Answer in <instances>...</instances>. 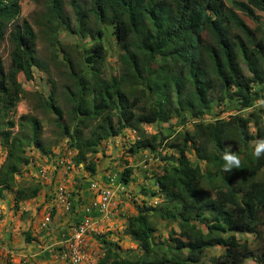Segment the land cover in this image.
<instances>
[{"label": "trees", "instance_id": "1", "mask_svg": "<svg viewBox=\"0 0 264 264\" xmlns=\"http://www.w3.org/2000/svg\"><path fill=\"white\" fill-rule=\"evenodd\" d=\"M22 1L0 0V49ZM70 4L75 27L62 0H49L39 24L48 35L62 30L80 38L91 32L89 16L112 26L119 72H108L101 29L88 54L73 57L65 46L54 47L47 61L38 57L30 23L13 26L9 68L0 56V143L6 150L0 199L12 192L18 206L42 190L40 181L21 182L18 175L31 163L29 148L53 156L42 138L43 123L29 114L10 117L29 94L19 76L33 81L35 69L49 74L53 66L65 81L62 93L53 78L50 94L36 95L74 153L67 168H84L94 177L102 144L132 130L137 138L129 155L149 153L144 171L152 172L162 198L155 206H137L126 220L125 235L138 244L137 252L126 254L111 233L94 236L104 253L100 264H200L214 247L224 251L210 264H245L249 258L264 264V158L252 155L250 143L264 138V108L256 107L264 100V32L255 22L257 11L264 14V0H236L234 7L224 0H89L88 9L77 0ZM214 104L228 108L217 112ZM174 118L169 135L144 129ZM228 145L242 165L224 173L221 155ZM152 159L156 169L149 167ZM132 175L126 167L119 183L128 185ZM91 182L96 180L89 188ZM159 222L176 224L179 233L156 241ZM238 235H251L253 243Z\"/></svg>", "mask_w": 264, "mask_h": 264}, {"label": "crops", "instance_id": "2", "mask_svg": "<svg viewBox=\"0 0 264 264\" xmlns=\"http://www.w3.org/2000/svg\"><path fill=\"white\" fill-rule=\"evenodd\" d=\"M120 140V137H116L102 144L101 152L98 154L101 159L97 160L98 169L94 177L84 168L71 170L67 168L65 171L71 160L64 159L63 165L66 167L64 166L63 172L61 170L53 179L44 183L37 197L18 206L12 192H7L5 198L0 199V264H12L10 258H13V264H63L55 260L58 256L54 254L63 251L62 247L72 236L75 228L82 223L90 225L94 232L111 233L110 239L120 243L118 238L120 234L112 231L117 227V221L123 223L125 229L127 218L136 214L137 206L144 202L154 206L162 202L157 192L156 179L150 178L144 171L147 170L145 161L149 153L142 152L129 158L135 161L129 164L133 169L132 181L128 185L120 183L113 187L115 198L110 214L100 215L95 209L94 193L88 182L96 180L99 184H108L106 181L109 176L112 177L113 171L111 169L106 172L103 169L110 165V160L114 156L109 158L106 156L118 154L120 149L115 152L112 145L113 142L119 144ZM113 164L116 162L111 163V166ZM60 188L65 194L64 197L58 195L57 190ZM47 209L53 211V221L47 227H43V215ZM97 246L102 249L100 244ZM93 260L94 258L90 259L89 264H94Z\"/></svg>", "mask_w": 264, "mask_h": 264}, {"label": "rangeland", "instance_id": "3", "mask_svg": "<svg viewBox=\"0 0 264 264\" xmlns=\"http://www.w3.org/2000/svg\"><path fill=\"white\" fill-rule=\"evenodd\" d=\"M63 1V10L66 11L68 15L71 16L73 22L72 26H76L75 16H74V10L73 7H71L70 0H62ZM78 4H80L82 7H85V9H88L89 6V0H77ZM226 5L228 7H234L233 2L236 0H224ZM237 1H246V0H237ZM48 5L49 0H23L21 3V14L18 18L14 19V21L8 25L7 32H6V40L2 43L1 49H0V56L3 58L4 64L6 68H9L10 66V54L12 50V44L9 40V34L12 30L14 25H20L24 21H28L30 25L33 27V30L35 31L37 41H36V50L38 57L42 60L49 61V58L51 57V53L54 50V47H57L58 49H61V47L65 46L68 51L71 53L73 57H80V54L84 52L85 54H88L91 50L92 46L98 42V30H102L104 32V36L102 38V41L105 44L106 50H107V63H108V72L111 75H116L119 72V65H118V46H117V39L114 34V29L110 25H103L100 26L93 16H89L86 20L89 27L91 28V32L86 35L85 38H80L78 36H72L64 31H60L58 35H48L45 27H43L41 24H39V21H41V15L48 11ZM88 11V10H87ZM240 14V13H239ZM242 18H245V21L248 26L252 27V23L249 19L244 17L242 14H240ZM257 20L255 22L259 23L262 26V31L264 32V14L257 11L256 13ZM258 37L259 35L256 34ZM60 52V50H59ZM61 53V52H60ZM62 58V55H60ZM51 73L47 74L44 73L38 69H35V78L33 81H27L23 74L19 76L20 81L22 82L25 90L29 92L27 96H25L22 101L18 104L16 111L11 115V119H14L15 121H18L19 117L21 115H32L33 117L38 118L44 126L42 138L45 141V143L48 146H51L53 151V157L57 155H62L64 159L71 158L74 154L71 150H68L67 146V140L61 139L58 133V129L56 128L54 124V117L48 113L47 111H44L43 109H40L38 107V97L36 94H40L43 97H47L50 94L52 83L50 82V79H55L59 84V92L62 93L63 91V85L65 81L62 80V78L59 75V72L57 69H55L53 66H50ZM215 111L219 112L221 110H224L228 107L225 106H219L214 104ZM227 115V114H225ZM177 119H173L170 123H164L160 125H145L144 129L147 134H155L160 133L163 135H169L171 134L176 127ZM15 132L18 131V127L14 129ZM252 131H255L254 128H252ZM137 138L136 132L132 130H126L123 134V136L120 137V143L113 142V149L116 152L118 149V154L113 155H107L106 157L114 156L113 159L110 160V165H106V167L103 169V171L109 172V170L112 169V177L114 179L115 186L119 185V179L120 175L124 172V169L126 167H129L130 163H135V161L130 160L131 157L129 155V151L131 148V145L135 142ZM60 153V154H59ZM6 156V150L0 143V166L5 160ZM28 156L31 159V163L24 167L18 175L19 180L18 181H26V180H38V169L40 166H44L49 168L48 170V176L47 178L42 182L40 180L42 185L46 183L49 179H53L55 174L60 172H63V168L65 165L61 162H57L55 158L51 160L49 157H45L41 155L39 150L36 148H29L28 149ZM100 155H97V160L99 161L101 158ZM105 156L103 157L104 161ZM113 166H111V163H115ZM158 161L149 160V167H152V169H156V164ZM55 165L57 167L56 170H54ZM136 165V164H134ZM66 167V166H65ZM67 171V167L65 169ZM69 173V172H68ZM116 173V174H115ZM152 174V172H150ZM67 174V173H66ZM114 174V175H113ZM149 174V175H151ZM109 181V180H108ZM106 181V182H108ZM50 209V208H49ZM47 209V212L50 210ZM44 213V215H45ZM43 215V217H44ZM117 227L112 230L114 233H119L120 236V243L122 245V248L124 252L130 253V252H137L138 251V244L134 242L129 236L125 235V229H123V223L120 221L116 222ZM49 228V227H48ZM44 229V228H43ZM42 229V231H43ZM124 230V233H123ZM171 231H176V233H179V229L176 224H169L166 222H159L158 223V230L155 233V240L156 241H162V242H168L169 236L171 235ZM102 233V234H99ZM174 235L175 237H178V235ZM95 235H103V232H92L89 233L88 239L90 242V251L88 252L89 255L84 261L83 264H89V260L94 258L93 262L94 264H100V261L103 257V249H99V246H97V242L94 240ZM240 239H244L248 237L250 242L253 243V237L251 235H238ZM60 247V246H54ZM102 250V251H101ZM224 251L221 247H214L212 248L208 256L204 258L200 264H210V257L211 256H218ZM62 252L55 253L54 255H57V259L59 262H63L64 260L61 258ZM96 252V253H95ZM10 263L13 264L12 260L13 258H10ZM7 260L6 262L9 263ZM68 264V263H65ZM245 264H258L257 261L254 258H249L245 261Z\"/></svg>", "mask_w": 264, "mask_h": 264}, {"label": "built area", "instance_id": "4", "mask_svg": "<svg viewBox=\"0 0 264 264\" xmlns=\"http://www.w3.org/2000/svg\"><path fill=\"white\" fill-rule=\"evenodd\" d=\"M57 161V160H56ZM59 162L64 163L63 160ZM57 167L55 165L54 170ZM49 168L40 166L38 169V180L44 181L48 176ZM114 179H110L107 185L99 184L98 182H91L90 189L94 193V207L100 215H108L111 212L112 205L114 203L115 192H114ZM58 195L64 197V192L60 188L57 190ZM53 211L45 213L43 218V227H47L53 221ZM92 232L90 225L82 223L78 225L72 236L67 240L64 245L61 258L68 264H83L89 255L90 242L88 239L89 233Z\"/></svg>", "mask_w": 264, "mask_h": 264}, {"label": "clouds", "instance_id": "5", "mask_svg": "<svg viewBox=\"0 0 264 264\" xmlns=\"http://www.w3.org/2000/svg\"><path fill=\"white\" fill-rule=\"evenodd\" d=\"M256 107L264 108V100H258ZM253 145L252 155L256 159L264 158V138H257L250 142ZM224 161L223 172L231 173L234 169H241L242 160L237 151L232 150V146L228 145L224 148L221 155Z\"/></svg>", "mask_w": 264, "mask_h": 264}]
</instances>
